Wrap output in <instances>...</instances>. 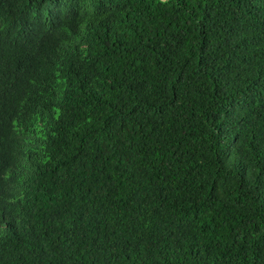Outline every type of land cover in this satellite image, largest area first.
I'll return each instance as SVG.
<instances>
[{
  "label": "trees",
  "instance_id": "trees-1",
  "mask_svg": "<svg viewBox=\"0 0 264 264\" xmlns=\"http://www.w3.org/2000/svg\"><path fill=\"white\" fill-rule=\"evenodd\" d=\"M0 264H264V0H0Z\"/></svg>",
  "mask_w": 264,
  "mask_h": 264
}]
</instances>
